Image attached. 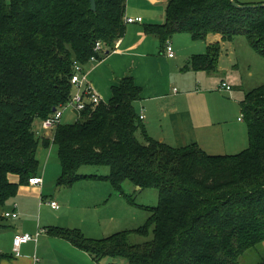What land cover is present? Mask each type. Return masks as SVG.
I'll return each instance as SVG.
<instances>
[{"label": "trees", "instance_id": "obj_1", "mask_svg": "<svg viewBox=\"0 0 264 264\" xmlns=\"http://www.w3.org/2000/svg\"><path fill=\"white\" fill-rule=\"evenodd\" d=\"M126 1L96 0L93 12L90 0H0V209L39 174L42 140L35 124L73 97L74 63L87 65L93 55L100 60L105 53L94 52L96 42L110 52L124 36ZM150 27L148 33L164 45L185 32L195 41L210 34H220L224 41L245 36L264 57V7L238 9L230 0H171L166 22ZM221 51L219 43L210 45L185 68L215 71ZM141 92L134 78L125 76L112 87L107 103L89 106L72 124L58 125L53 142L42 143L57 148L62 186L99 178L79 174L90 165L110 167V175L101 179L116 189L126 181L140 190L157 189L158 206L142 207L151 213L148 222L102 239L59 227L48 232L97 261L240 264L242 255L264 244V85L248 92L241 104L249 146L235 155H209L195 143L177 148L150 137L135 107ZM138 130L144 142L137 139ZM10 175L18 176L19 183L11 182ZM214 196L215 203L208 206ZM189 199L200 205L205 201L206 207L192 216ZM150 231L152 241L128 242L129 232Z\"/></svg>", "mask_w": 264, "mask_h": 264}, {"label": "crops", "instance_id": "obj_2", "mask_svg": "<svg viewBox=\"0 0 264 264\" xmlns=\"http://www.w3.org/2000/svg\"><path fill=\"white\" fill-rule=\"evenodd\" d=\"M170 1H126L125 22L127 18H138L139 21L126 22L125 34L114 50L109 52L105 49L100 60L84 65L88 84L100 95L102 102L107 103L112 96V87L120 79L131 75L142 89L135 106L139 115H145L142 121L146 122L144 129L150 137L177 148L195 143L209 155L238 154L249 146L248 132L242 126L241 104L246 94L243 97L239 92L233 93L234 83L231 80L241 59L245 61L237 50V46L242 44L238 42V37L224 41L220 34H210L206 40L195 41L185 32L187 36L181 39L174 35L168 40L175 51V57L169 58L165 48L167 43L162 44L157 35L148 33V29L166 22V8ZM217 43L222 51L215 71L185 68L191 57L204 54L210 45ZM223 82L230 85L231 90L221 89ZM221 93L228 94L229 99ZM226 104L233 109L231 119ZM37 123L35 131L41 133V140L53 142L55 129L42 130L40 121ZM42 141L37 150L40 164L38 176L43 178L42 185L20 186L17 196L0 209V264H108L105 259L97 261L88 252L48 232L51 227L69 228L62 223L65 222V214L58 202L61 191L49 181L55 170L54 178L59 180L61 165L60 162H51L53 144L45 147ZM55 165L59 166L56 168ZM10 180L19 183L16 175H10ZM57 185H60L59 181ZM52 200L59 204V209H53L47 203ZM9 211H16L18 217H5L4 214ZM39 230L44 232L37 242L15 250L13 239L16 234H35Z\"/></svg>", "mask_w": 264, "mask_h": 264}, {"label": "rangeland", "instance_id": "obj_3", "mask_svg": "<svg viewBox=\"0 0 264 264\" xmlns=\"http://www.w3.org/2000/svg\"><path fill=\"white\" fill-rule=\"evenodd\" d=\"M153 1L154 0H148L149 3ZM238 1L246 3V5L264 4V0ZM184 34L185 33H178V35L175 34V37L181 39L182 36H187ZM238 40L242 45H238L237 50L240 57L244 58L245 61L241 59L238 70L234 71L235 77H231V80L234 83L233 93L239 92V94L244 97L250 90L252 91L264 85V57L257 54L250 47L245 36H238ZM239 46L242 47L239 48ZM206 52H204V54H206ZM246 62L248 63L247 65ZM242 85H244V88H242ZM239 87H241V89H239ZM221 95L229 99L228 94L221 93ZM226 106L228 116L231 119L233 117V109L230 104H226ZM135 107L138 111L137 105ZM78 118V116L73 114L72 109L68 108L64 111L62 122L70 124L76 122ZM140 122L143 127H146V122ZM36 124L39 125V123ZM242 126L248 132V129H246V121L242 123ZM136 137L140 142L145 141L141 130H138ZM51 148V162L59 164L57 148L55 146ZM55 166L57 168L59 165ZM110 172V167L106 166H83L79 170V174L95 175L99 176V178L84 180L72 187L57 185L58 178H54L56 170L55 173L50 176L49 181L53 183L54 186L56 185V188L61 191V198L58 199V202L65 214V222H62L65 228H69L72 231H79L91 239H102L122 231L136 230L148 222L151 213L142 207H157L159 203V191L155 188L137 190L129 181H126L120 189H116L108 179H101V177L109 176ZM226 193L227 191L224 192V194ZM129 199H133L135 204L131 203ZM214 199L215 196L209 198L207 202L208 206L215 203ZM186 202L190 210H193L191 213L192 216H195L206 207L205 201L203 205L198 204L193 199L186 200ZM227 210H230V208ZM144 233H146V231H144ZM144 233L141 235L129 232L128 242L131 244H143L153 240L152 231H150L148 235H144ZM118 244L123 245L124 242L119 240ZM263 258L264 244H258L240 257V264H258ZM104 261L108 264H127L124 259L106 258Z\"/></svg>", "mask_w": 264, "mask_h": 264}, {"label": "built area", "instance_id": "obj_4", "mask_svg": "<svg viewBox=\"0 0 264 264\" xmlns=\"http://www.w3.org/2000/svg\"><path fill=\"white\" fill-rule=\"evenodd\" d=\"M139 21L138 18H127V23H134ZM166 53L169 58L175 57V51L171 45L170 42H167L166 44ZM105 50L104 43L101 41L96 42L94 47V52L97 54H102ZM91 62L98 61L96 55H93L90 58ZM75 68V74L72 77V84L75 88L73 97L69 102L66 104L61 105L58 109L55 110V112L49 116L48 118L42 120L41 127L45 130H54L57 128L58 125L61 124L62 118L64 115V111L68 108H71L74 113L78 116L81 112L87 110L89 106L96 107L99 104L102 103V99L99 94L93 89V87L88 84L87 77L84 73V65L75 62L74 63ZM221 89L231 90V86L227 83L223 82L221 85ZM145 118V115L142 113L139 115V119L142 121ZM37 135L40 137V132L36 131ZM43 178L41 176H34L31 177L28 181V184L31 186H39L42 185ZM53 209H59L60 206L56 201H48L47 202ZM15 207H17V204H15ZM18 213L16 211H9L4 214L5 217L8 218H17ZM44 230H39L35 234L31 233H19L16 234L13 239V246L15 250H19L23 245L28 244L30 242H37L40 234H42Z\"/></svg>", "mask_w": 264, "mask_h": 264}, {"label": "water", "instance_id": "obj_5", "mask_svg": "<svg viewBox=\"0 0 264 264\" xmlns=\"http://www.w3.org/2000/svg\"><path fill=\"white\" fill-rule=\"evenodd\" d=\"M230 1H231L232 5L235 8H238V9H253V8L264 7V4L241 5L238 2H236L235 0H230ZM90 3H91V9H92V11L93 12H96L97 11L96 0H90ZM77 114H78V112H77Z\"/></svg>", "mask_w": 264, "mask_h": 264}]
</instances>
